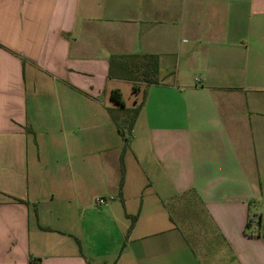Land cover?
Wrapping results in <instances>:
<instances>
[{"label": "crops", "instance_id": "0c3cea01", "mask_svg": "<svg viewBox=\"0 0 264 264\" xmlns=\"http://www.w3.org/2000/svg\"><path fill=\"white\" fill-rule=\"evenodd\" d=\"M263 211L264 0H0V264H264Z\"/></svg>", "mask_w": 264, "mask_h": 264}, {"label": "trees", "instance_id": "16d2710c", "mask_svg": "<svg viewBox=\"0 0 264 264\" xmlns=\"http://www.w3.org/2000/svg\"><path fill=\"white\" fill-rule=\"evenodd\" d=\"M108 75L110 77H119L131 81L132 90L135 93L138 89L139 83L145 87L149 85H156L160 82L159 77V63L158 56L152 54H141V55H124L118 56L113 55L109 58ZM146 96V89L142 91L141 102L130 108L125 109L124 103L121 97V93L118 90H113L110 93V100L118 106L119 114L118 117H114L118 133L123 139L124 145L122 149V155L120 158L121 175L124 174L123 154L129 147L130 135L133 124L139 113L140 108L143 105ZM131 225H133L136 217L130 216ZM260 237L264 242V226L260 228Z\"/></svg>", "mask_w": 264, "mask_h": 264}, {"label": "rangeland", "instance_id": "374dc122", "mask_svg": "<svg viewBox=\"0 0 264 264\" xmlns=\"http://www.w3.org/2000/svg\"><path fill=\"white\" fill-rule=\"evenodd\" d=\"M136 98H137V96L133 93L132 89L130 91L128 90V88L127 89H124V97H123V100H124L125 106L127 107L125 109L132 108L134 106L133 105V102H134L133 100H135ZM112 115L114 117H118V113L113 112ZM130 137H131V135H130ZM232 264H235V263L232 262Z\"/></svg>", "mask_w": 264, "mask_h": 264}, {"label": "built area", "instance_id": "2783aa9c", "mask_svg": "<svg viewBox=\"0 0 264 264\" xmlns=\"http://www.w3.org/2000/svg\"><path fill=\"white\" fill-rule=\"evenodd\" d=\"M114 198L112 196H109V197H106V198H103V197H100V198H97L96 199V204L97 205H105L107 203H109L110 201H112Z\"/></svg>", "mask_w": 264, "mask_h": 264}]
</instances>
